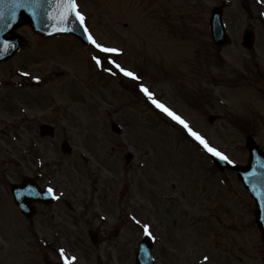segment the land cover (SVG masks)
Segmentation results:
<instances>
[{"label": "rangeland", "instance_id": "374dc122", "mask_svg": "<svg viewBox=\"0 0 264 264\" xmlns=\"http://www.w3.org/2000/svg\"><path fill=\"white\" fill-rule=\"evenodd\" d=\"M221 1L76 0L93 38L119 50L112 54L72 35L17 29L21 48L0 63V177L37 176L59 198L29 220L0 200V264H53L56 247L76 264H134L144 223L154 264H264L255 204L239 179L140 91L147 87L234 163H246L249 138L264 150V0H230L223 19L231 42L218 48L208 15ZM245 29L255 36L251 50L241 45ZM106 55L139 79L106 71ZM43 122L53 137L39 135ZM63 140L70 153L61 152Z\"/></svg>", "mask_w": 264, "mask_h": 264}, {"label": "snow or ice", "instance_id": "6c2138e0", "mask_svg": "<svg viewBox=\"0 0 264 264\" xmlns=\"http://www.w3.org/2000/svg\"><path fill=\"white\" fill-rule=\"evenodd\" d=\"M53 6V0H0V28L3 29H11L16 21L17 12L21 9L27 10L32 15L33 19H40L43 22V18L45 16L50 20L57 21L58 24H64L74 20L75 23H78L80 29L83 30L85 38L87 41L93 45L98 52H102L105 54L118 53L119 50L116 48L105 47L99 42H97L89 29L86 26L85 16L79 11L78 4L76 0H55V8L57 9V15H50L48 12V8ZM264 15V14H262ZM59 31H64L63 28H59ZM14 47V45L9 42H5L4 51H7L8 48ZM92 59L95 61L98 67L103 66V60L99 56H93ZM108 64L112 65L110 68H105L109 73L115 74L114 69L119 73H122L126 77H130L131 79L138 80L139 77L136 76L135 73L126 70L120 64L116 63L115 60L111 59L110 56H105ZM22 76H27L28 73H21ZM33 79H38V77H33ZM140 91L147 97V99L154 105L157 109L167 115L171 120L175 121L177 124L181 125L185 130H187L189 136H191L195 141L198 142L203 149L209 153L211 156L216 157L220 161L226 164H232L233 161L224 153L220 152L214 147H211L207 140L202 137L199 133L192 130V128L188 125V123L182 119L179 115H177L174 111L166 107L163 103L158 101L154 94L149 91V89L143 85L140 86ZM261 180L264 181V176L261 177ZM46 194L52 196L54 199H58L54 195L53 188L49 187L46 189ZM34 195L40 196V192H35ZM103 219V218H102ZM132 220L135 224L141 225V221L132 217ZM142 230L144 235L151 237L155 240V237L152 235L150 231V225L147 223L142 224ZM59 258L62 261V264H76L77 257L71 256L69 257L66 254L64 248L58 249ZM209 258L207 256L204 257V260L207 261Z\"/></svg>", "mask_w": 264, "mask_h": 264}, {"label": "water", "instance_id": "95a60500", "mask_svg": "<svg viewBox=\"0 0 264 264\" xmlns=\"http://www.w3.org/2000/svg\"><path fill=\"white\" fill-rule=\"evenodd\" d=\"M55 0H53V6L48 8V12L50 15H57V9L54 6ZM226 4V3H225ZM221 13L222 9L220 7H215L211 11V17L209 20V25L211 29V36L214 43L218 46L223 45L228 42L226 33L224 31V26L221 21ZM24 21L30 22L35 30L43 32L45 34H50L53 29L54 30L59 28H67L68 30L74 32L82 41H83V32L80 29L78 23H75L74 20L64 23L58 24L55 20L48 19L47 16L43 18V22L40 19H33L32 15L29 11L21 9L17 12L16 21L11 29H3L0 28V60L7 58L10 56L16 48H18L19 39L14 37L9 39L7 42L14 45V47L8 48L7 51H4V44L6 40H4V35L7 32H12V30L18 26L19 24L23 23ZM243 45L246 47H251L252 44V34L250 31H246L243 36ZM112 129L118 132V128L115 124H112ZM47 128H43V132H47ZM66 145H64V149ZM247 148L250 153L249 163L247 167L243 166H235L229 165L217 158H213L215 163L221 168H229L230 170L234 171L238 176L241 178L242 182L246 190L251 193L253 198L256 201V219L261 228V233L264 238V181L261 180V177L264 176V153L257 148V146L252 142H248ZM129 158V157H128ZM35 186H25L24 188H18L15 191V199L19 206L22 208H27L25 205V198L29 193L34 196ZM31 191V192H29ZM23 208V209H24ZM148 246V247H147ZM147 248L145 245H141L139 249V253H137V263L138 264H150L151 260L149 258L150 252V244H147Z\"/></svg>", "mask_w": 264, "mask_h": 264}, {"label": "flooded vegetation", "instance_id": "af4514ba", "mask_svg": "<svg viewBox=\"0 0 264 264\" xmlns=\"http://www.w3.org/2000/svg\"><path fill=\"white\" fill-rule=\"evenodd\" d=\"M3 182L4 181H2L1 177H0V190L3 191L5 193V195H7V192H6L7 185H5ZM0 200H1L2 204H8L9 198H8V196H5V198L0 196Z\"/></svg>", "mask_w": 264, "mask_h": 264}, {"label": "bare ground", "instance_id": "6f19581e", "mask_svg": "<svg viewBox=\"0 0 264 264\" xmlns=\"http://www.w3.org/2000/svg\"><path fill=\"white\" fill-rule=\"evenodd\" d=\"M79 156H80V158H82V160H83L85 163L89 162L88 159H87L82 153H80ZM109 165H110V164H109ZM173 203H176V204H177V203H178V200H174Z\"/></svg>", "mask_w": 264, "mask_h": 264}]
</instances>
